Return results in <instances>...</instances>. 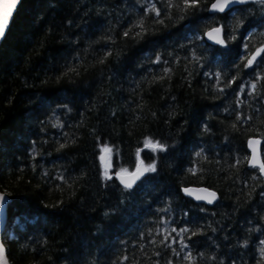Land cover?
I'll list each match as a JSON object with an SVG mask.
<instances>
[{"label":"trees","instance_id":"16d2710c","mask_svg":"<svg viewBox=\"0 0 264 264\" xmlns=\"http://www.w3.org/2000/svg\"><path fill=\"white\" fill-rule=\"evenodd\" d=\"M213 1L21 0L0 46L10 264H264V178L247 148L260 139L264 160V53L247 66L264 5L212 15ZM215 26L224 44L205 42ZM141 161L156 170L123 189L114 173Z\"/></svg>","mask_w":264,"mask_h":264},{"label":"snow or ice","instance_id":"6c2138e0","mask_svg":"<svg viewBox=\"0 0 264 264\" xmlns=\"http://www.w3.org/2000/svg\"><path fill=\"white\" fill-rule=\"evenodd\" d=\"M247 2H248V0H215V2L211 5V8L215 11L224 12L226 8L230 7V5L243 4V3H247ZM257 2L264 5V0H257ZM16 3H18V0H11V3L9 4L8 9H7L6 13L4 14L3 18H0V39L4 38L5 29H6L7 23H8V18L11 16L12 9L15 8ZM199 4H200V0H181L180 4H177L175 2V0H167V7L168 8H172V7L181 8L182 11H186L189 8H197V7H199ZM147 13L148 14H154L156 17H160L162 15L161 10L156 6L155 3H152L150 5V7L147 9ZM165 16H167V13H165ZM156 22L162 24L164 21H163V19H161V20H158ZM134 27H138L142 30L140 33H136L137 36H141V38H142V33H143V29H144V21L140 20L138 22V24L134 25ZM130 32H131V29H129L128 31H125L123 33V35L125 37H127L130 35ZM220 33H221L220 28H214L206 34L208 35L209 39H214L216 41V43L224 44L225 40L220 38V36H219ZM245 47H247V45H245ZM261 53H264V47L256 49L255 53H253L251 55V58L247 60V66L251 67L252 64L257 61V57L260 56ZM251 88L253 89V91H255L256 84H252ZM146 143L152 145L153 151H156V150L165 151L166 150L165 146L161 145L159 142L153 143L152 141L149 140V141H146ZM260 143H261V141L258 139H250L248 141L249 147H252L253 145H258ZM103 150L108 151V152L112 151V149L108 148L107 146H105V148ZM252 150H253V155L251 157H248V159L250 161V166L252 168L258 170L259 176H264V160L260 159L256 155V149L254 147ZM101 159H103V157H101ZM141 164H143V161H141ZM155 170H156L155 164L147 165L144 168H137V170L135 172L129 174L133 177V181L128 182V181L121 179V182L124 184V186L126 188H131L134 180L139 179L140 176L144 174V172L155 171ZM122 172L127 173V169H122ZM105 175H106L107 179H111V176H109L107 174V171H106ZM117 175L119 176V173ZM185 191L188 192L189 194H191L192 190L191 189H185ZM201 191H207V190L202 189ZM209 195L214 197L215 193H209ZM197 198L201 199L202 197H197ZM3 200H4V197L0 196V202H3ZM208 202L211 203L212 200H208ZM173 231H175V230H173ZM182 231H188V230L183 229ZM193 235H195V233H193ZM153 243H156V242L153 241ZM181 244L183 245V241H181ZM261 244H264V240L261 241ZM183 246L187 247V245H183ZM262 253H264V249H262ZM157 255H159V253H157ZM124 259L127 260V257H124ZM186 259L192 260L191 253H189L186 256ZM0 264H7V260L5 258V254H4L3 245H0Z\"/></svg>","mask_w":264,"mask_h":264},{"label":"water","instance_id":"95a60500","mask_svg":"<svg viewBox=\"0 0 264 264\" xmlns=\"http://www.w3.org/2000/svg\"><path fill=\"white\" fill-rule=\"evenodd\" d=\"M20 2H21V0H18V3H16L15 8L12 9L11 16L8 18L7 27L5 29V35H6L8 29L10 27V24H11V22L13 20L14 14L16 13ZM214 2H215V0L210 4L209 9H208L209 14H212V15L224 14V13H227L228 11H231L232 9L237 8V7L246 6L248 4L258 3L257 0H248L247 3L230 5V7L226 8L224 12H219V11H215V10H213L211 8V5ZM10 3H11V0H0V18H3V16L6 13ZM214 28H220L221 29V33L219 34V36H220L221 39H224V31H223L222 26L213 27V28L207 30L205 32V34H204V39L210 45H220V44L216 43V41L214 39H209L208 35L206 34V33L210 32ZM5 35H4V38H5ZM4 38L0 39V46H1V43L4 40ZM250 139H257V138H250ZM258 140H260V139H258ZM253 147L256 149V155L260 159H262V154H261L262 142L260 144H258V145H253L252 147H249V144L247 142V148H248V151H249V157H251L253 155V150H252ZM107 154H108L107 151H104L103 154H102V157H103L102 163H103L104 167L107 164V158H108ZM248 165H249V167H251L249 159H248ZM137 168H139V166H137L134 171H131V172L126 173V174H121L120 172H115L114 173L115 179L118 181L119 185L123 189L128 190V191H132L139 185V183L143 179L144 175H141L139 179H135L134 182L132 183V187L131 188H126L124 186V184L121 182V179H123L125 181H128V182L133 181V177L131 175H129V174L135 172L137 170ZM118 173H119V176L117 175ZM262 177L264 178V176H262ZM185 189H191L192 190L191 194L186 192ZM202 189H206V188L188 187V188L182 189V194L184 195L185 198H187L188 200L192 201L196 205H201V206H205V207H213L218 201V194L216 192L212 191V190H209V189H206L207 191H201ZM209 193H215V196L212 197V196L209 195ZM0 196L4 197L3 202H0V245H3L4 254H5V258L7 260V264H10L9 259L7 257L6 248H5L4 244H3V234H4L6 226H7L9 199H8V197L5 194H3L1 192H0ZM197 197H202V198L198 199ZM208 200H212V202L209 203Z\"/></svg>","mask_w":264,"mask_h":264},{"label":"rangeland","instance_id":"374dc122","mask_svg":"<svg viewBox=\"0 0 264 264\" xmlns=\"http://www.w3.org/2000/svg\"><path fill=\"white\" fill-rule=\"evenodd\" d=\"M108 155V158H107V164H106V166L104 167L105 168V170L107 169V174H108V168H109V170L112 168V164H111V157H110V155L109 154H107ZM145 166H144V164H139V168H144ZM136 168H134L133 170H131V171H134ZM131 171H127V173H129V172H131ZM117 172H120L121 174H126L125 172H122V170H119V171H117ZM147 172V171H146ZM146 172H144V174L146 173Z\"/></svg>","mask_w":264,"mask_h":264},{"label":"bare ground","instance_id":"6f19581e","mask_svg":"<svg viewBox=\"0 0 264 264\" xmlns=\"http://www.w3.org/2000/svg\"><path fill=\"white\" fill-rule=\"evenodd\" d=\"M229 12V11H228ZM225 14V13H224ZM218 15H222V14H218ZM215 27H217V26H215ZM223 28V27H222ZM211 29V28H210ZM205 34V33H204ZM205 40V39H204ZM206 42V41H205ZM207 43V42H206ZM208 44V43H207ZM210 45V44H209Z\"/></svg>","mask_w":264,"mask_h":264}]
</instances>
